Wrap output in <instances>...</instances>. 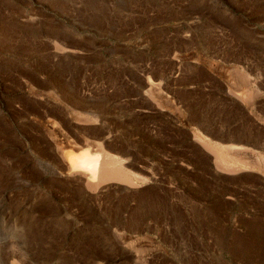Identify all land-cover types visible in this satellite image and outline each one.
<instances>
[{"label": "rangeland", "instance_id": "374dc122", "mask_svg": "<svg viewBox=\"0 0 264 264\" xmlns=\"http://www.w3.org/2000/svg\"><path fill=\"white\" fill-rule=\"evenodd\" d=\"M263 156L264 0H0V264H264Z\"/></svg>", "mask_w": 264, "mask_h": 264}, {"label": "bare ground", "instance_id": "6f19581e", "mask_svg": "<svg viewBox=\"0 0 264 264\" xmlns=\"http://www.w3.org/2000/svg\"><path fill=\"white\" fill-rule=\"evenodd\" d=\"M64 51V50H63ZM240 71V70H239ZM238 73V72H237ZM247 75V74H246ZM240 76V74H239ZM241 78L242 79H246V76H242L241 75ZM249 80V79H248ZM236 81V80H235ZM244 81V80H243ZM240 82V81H239ZM244 84V82H243ZM238 85V84H237ZM245 85V84H244ZM248 86V85H247ZM250 86V85H249ZM242 87V86H241ZM242 89V88H241ZM257 89H255L254 91H256ZM250 92V90H249ZM253 97V93L254 92H250ZM248 94V92H247ZM250 95V94H249ZM248 97V96H246ZM251 97V98H252ZM240 98V97H239ZM250 98V97H249ZM254 99V98H253ZM252 100V99H250ZM247 101V100H246ZM247 103V102H246ZM85 119V118H83ZM93 120H96V119H93ZM52 121V120H51ZM50 121V122H51ZM52 125V124H51ZM55 131V130H54ZM207 131V130H206ZM198 134V133H197ZM230 138V137H229ZM198 139V138H197ZM202 141V140H201ZM213 141V140H212ZM202 143V142H201ZM216 143V142H215ZM216 153V156H217V161L219 160L221 163H223V165L225 166H228L229 170L232 169V170H235V169H238L237 166H235L234 164H231L230 161H228L227 159L224 158V156H222V152H221V148H216L215 146L213 147L210 146L208 144V147ZM227 147H229V145H227ZM226 147V148H227ZM238 147V146H237ZM243 148V147H242ZM230 149V148H229ZM237 149V148H235ZM90 150V149H89ZM89 150H85L83 151L82 153L79 152L80 155H76L74 154V151L73 153H71L72 151H69V155L66 157V159L68 160V165H69V172L72 174H79V175H82L84 176L83 178H86V184L88 185V187H90L91 189L95 188V183H97L98 181H100V183H105L109 180H117L118 182H127V183H130L133 185V183H135V179L134 177H132L130 175V172L126 171V169H124V167L122 165H120L119 161L120 159L116 160L115 158L117 157H111L109 154L108 151V155H106L105 157H103L102 155L100 156V154H93L91 153ZM239 150V148H238ZM240 150H244V149H241ZM116 151V150H115ZM209 151V150H208ZM237 151V150H236ZM114 153V152H113ZM238 153V152H237ZM78 154V153H77ZM105 154V153H104ZM228 155V153H226ZM231 154V153H230ZM239 154V153H238ZM221 155V156H220ZM115 156V155H114ZM236 156V154H235ZM103 157V158H102ZM264 157V156H263ZM122 158V157H121ZM239 159V157H238ZM264 159V158H263ZM10 160V159H9ZM65 160V159H64ZM66 160V161H67ZM216 160V159H215ZM230 160V159H229ZM235 160V159H233ZM241 162V161H240ZM243 162V161H242ZM241 162V163H242ZM251 162V161H250ZM262 162V161H261ZM260 162V163H261ZM246 163V162H245ZM254 163V162H253ZM237 164V163H235ZM248 164V162H247ZM250 165V164H248ZM218 166V165H217ZM221 166V165H219ZM133 167V166H132ZM239 167V166H238ZM257 167V166H256ZM219 168V167H218ZM247 169V168H246ZM261 169V168H260ZM133 170V169H132ZM253 170V169H252ZM68 171V170H66ZM254 171V170H253ZM60 172V171H59ZM61 173V172H60ZM133 173V171H132ZM235 173V172H234ZM135 174V173H134ZM138 176V175H137ZM136 176V177H137ZM97 179V180H96ZM99 179V180H98ZM97 181L94 183V181ZM137 180V179H136ZM138 180H139V177H138ZM81 181V180H80ZM142 181V180H141ZM99 184V182H98ZM101 185V184H100ZM97 187V186H96ZM102 188V187H101ZM90 189V190H91ZM99 189V188H98ZM89 190V189H88ZM96 190V189H94ZM72 196V194H71ZM139 203V202H138Z\"/></svg>", "mask_w": 264, "mask_h": 264}]
</instances>
